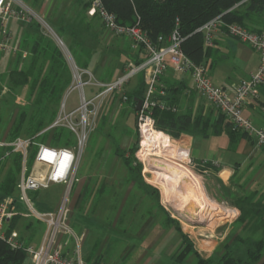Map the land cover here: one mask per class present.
I'll return each mask as SVG.
<instances>
[{
    "label": "crops",
    "instance_id": "1",
    "mask_svg": "<svg viewBox=\"0 0 264 264\" xmlns=\"http://www.w3.org/2000/svg\"><path fill=\"white\" fill-rule=\"evenodd\" d=\"M38 1L40 2V0H26L33 7L38 5ZM68 1L71 2L69 14L73 15V20L70 23L66 22L64 18L60 20V28L63 27L64 33H68L67 38L71 37L73 34L71 31H74H70L71 23L73 24L75 20H78L81 28L75 33L77 38L94 37L95 35L91 32V29L94 22H99L102 25L100 28L101 31L103 30L104 39V34L107 31L103 22L99 17L88 14V5L85 2L80 5L75 0ZM44 6L43 3L42 6H38L34 10H41L43 14ZM34 10L32 9L35 15L40 17L37 11ZM40 18L45 22L43 17ZM253 18L254 20L246 21L247 26L254 30L264 31V14L262 16H253ZM47 26L56 36L57 40L60 39L48 24ZM29 31H31L30 25L28 27ZM26 34L23 36L14 35L16 51L4 52L1 55H10L12 53L14 56H10L16 59L17 55L22 53L26 57L29 53L28 49H23L22 47ZM121 38L130 42L128 37ZM80 41L77 43L79 48L72 46L75 48L74 50H77L76 54L75 52L71 53L76 59L78 54H80V48L83 46L85 50L90 51L91 58L88 68L80 67L79 65L77 67L93 73L96 77L102 69L99 67V58H95L98 50H94V45H88L84 40ZM61 42L63 41L61 40ZM126 52L130 53L129 59L133 60V62L141 61L146 57V53L142 49L136 52L135 57L132 56L134 51L129 52L126 50ZM204 61L206 62L212 82L233 93L239 82L249 78L257 69L260 58L257 51L251 45L227 34L218 33L215 35L213 45L209 48L208 55ZM92 66H94L93 69H91ZM8 69L9 67L6 70L3 68L2 71H8ZM121 73L122 71L117 73L115 71L109 72V69H104V71L102 69L101 78L108 80L109 77L116 78ZM141 80H144L145 93L146 83L143 74L137 75L127 84L129 86L131 83L132 88L130 90L127 89L126 92H132L137 89ZM71 84L68 88H70ZM87 90L89 94L94 91L91 88ZM167 90H171L169 92L172 95L171 99H167L165 93ZM97 91L95 89V92ZM156 95L161 103L175 108L172 111L180 115H189L191 120L190 129L182 132L180 137L174 140L178 143H184L185 148L182 149L192 153V158L196 165L204 167L205 164H210L204 172L211 170V166H213V169L216 170L214 174L221 178L225 185H230L233 190H238L241 195L257 192V197L264 201V150L257 145L254 139L242 135V132H239V137L236 138L234 147L231 146L224 123L217 122L221 113L211 102L194 90L192 78L188 74L176 72L170 66L168 71L158 79ZM263 108L264 84L258 88L257 98H251L244 105V115L257 127L264 128ZM215 124H217V133L214 128ZM4 131L0 134V138L2 139H6ZM98 182L102 184L97 186ZM137 183L130 172L127 175L115 176L113 174L109 177H103L101 181H99V178L90 175L80 178L72 191L69 222L77 237H81V239L79 238L78 240L75 237L68 238L66 235H62V241L68 240L67 245L64 247V253L70 257H74L78 250L80 256L87 264H198L199 258L211 260L212 264H221V258L229 250H224L221 256L218 257V260H215V245L210 244L211 246H209V244H206L204 248H201L196 242H191L193 244L192 251H187V254L181 258L179 255L186 245L185 242H182L181 236L174 239V241L177 240L175 242H160V239L164 235L163 232L167 230L165 225L169 223L166 217L161 234L158 233V236L153 237V241L151 242H130L126 238H120L118 236V229L122 230L123 237L124 234H126V237L131 231L132 218H128L134 214L127 217L124 222H119V220L123 216L125 218V215L133 211L129 207L125 210V206L127 205L126 200L129 197V193L133 191ZM124 184L126 185L124 186ZM122 186H124L125 192H123ZM140 188L142 187L140 186ZM143 194L148 195L149 193L143 190ZM38 198L39 193H37L36 202ZM158 204L159 207L162 206L160 202ZM39 205L40 207L38 204L37 207L43 211L54 210L58 207V205L54 206L41 200ZM262 208H264V205ZM152 222L153 220H150L138 227V237L145 235V232L150 229L149 226ZM42 225V222L26 218L21 212L14 218V229L19 233L20 239L25 245H32L34 247L40 245L45 231V227L43 228ZM172 227L174 226L170 223L169 232L171 231V233ZM258 232L261 233V230H258ZM261 262H264V256H262ZM24 264H32L29 257Z\"/></svg>",
    "mask_w": 264,
    "mask_h": 264
},
{
    "label": "rangeland",
    "instance_id": "2",
    "mask_svg": "<svg viewBox=\"0 0 264 264\" xmlns=\"http://www.w3.org/2000/svg\"><path fill=\"white\" fill-rule=\"evenodd\" d=\"M24 1L33 10L44 3L43 14L41 10L37 9L34 11H37L38 15L43 17V20L47 22L60 39L57 40L47 24L41 20L42 18L35 15L33 22H37L41 29L48 33L62 50L71 70V82L74 81V71L78 65L72 54L74 52L73 47L79 48L77 43L80 40H84L88 45H94V50H98L95 58H99V67L103 71L104 69H109V72H123L133 62V60L129 59L130 53H127L126 50L129 52L134 51V54L132 53L133 57L136 56L137 51H141L140 48H133L131 40L130 42L126 41L124 38L111 35L106 31L103 39V30L101 31L100 28L102 25L99 22H94L91 29V32L95 36H87L85 39H82L81 37L77 38L76 34H74L81 28L78 20H75L73 24L71 23L70 27V31L74 30L73 32L71 31L73 33L72 38H67L68 33L60 30V20L64 18L69 23L73 20V15L69 14L71 2L68 0H40L36 7L31 6L26 0ZM75 2L80 5L84 3V1L78 0H75ZM9 26L16 36H23L28 33L29 23L13 19ZM10 55L14 56L12 53ZM10 55H0V83H3L8 88L5 99L3 98L4 104L2 102V105L0 104L2 118L5 117L10 120L8 122L4 120V125L7 127L4 131L6 134L9 132L11 123L15 117L20 115L22 111L32 112L34 110L32 99L27 93V87L14 88L12 86L13 76L8 74L14 68L15 59ZM28 56H22V61L19 65L20 69L26 64ZM8 67V71H4ZM3 68L4 70L2 71ZM102 69L96 75V79L99 81L102 80ZM114 80L115 78L106 82ZM131 88L130 83L129 86L126 85L123 88V91L126 92L127 89L130 90ZM104 89L103 87L99 88L97 92ZM68 90L69 88L58 104L50 105L48 110L49 116L57 118L64 99H66L69 109L80 104V90L74 89L69 94ZM123 91L109 92L102 98L97 117L95 118L94 130L89 134L82 152L77 172L78 181L80 178L89 175L99 178V181H101L103 177H109L113 174L115 176L129 174L131 170L126 166L124 158L119 156L123 151H127L128 156H134L132 165L137 166L139 164L138 166H141L140 169L133 170V173L141 176L144 183H137L133 191L129 193L125 210L129 207L133 211L125 215V218L123 216L119 222L126 221L127 217L134 214L128 218H132L131 231L126 237V234L123 237L122 230L118 229V236L120 238H126L130 242H151L153 241V237L158 236V233L161 234L165 217L170 216L177 221L181 231L178 232L174 228L176 224L171 223L174 227H172V233L171 231L169 232L170 223H166L165 226L168 231L165 230L166 232H163L164 235L160 239V242H175L177 240L174 241V239L181 236L182 242H196L201 248H204L206 244H209V246H211L210 244L215 245V260H218V257L221 256L224 250H229L230 255L233 257L243 256L249 243L263 238L262 233L252 230L251 224H242L239 221L241 211L234 204L244 195L239 194L236 189L233 190L230 185H225L222 179L214 174L216 170L213 169V166H211V170L204 172L203 167L195 164L190 151L185 150L184 155H182L183 152L181 150L176 151L174 147H180L179 149L185 148L184 143H178L170 136V143L174 145L173 148L169 147L170 144L158 146L151 152H147L146 148H141L142 135L138 126V117L132 105L128 101L123 100ZM1 130L0 134L3 132ZM20 135L23 137L29 136L24 128ZM60 136L63 143L69 138L66 134H61ZM70 137L74 140L71 147H74L77 145V138L73 133ZM47 142H52V134L49 135ZM160 142L162 141L160 140ZM164 147H168V151ZM117 148L120 152H117L118 154L116 153ZM132 150L135 151L132 153ZM176 154L177 156H175ZM14 166V162L12 160L9 161L4 173H8ZM180 173L181 176H179ZM184 175H187V177L184 178ZM101 184L98 182L96 185L100 186ZM199 185L202 188V192ZM124 186H122L123 192H125ZM143 190L149 194H143ZM193 190L195 191L193 192L195 196L192 197L190 191ZM65 192V184H52L49 189L37 192L39 193L37 204L40 207L39 203L41 200L56 206ZM18 194L19 191L16 189L15 195ZM159 202L163 207H159ZM224 209L229 211L226 213ZM232 210L235 211L232 212ZM150 220H153L149 226L150 229L145 232V235L138 237V227ZM42 224L44 228L45 225L44 223ZM183 237L185 240H183ZM262 256H264V251Z\"/></svg>",
    "mask_w": 264,
    "mask_h": 264
},
{
    "label": "built area",
    "instance_id": "3",
    "mask_svg": "<svg viewBox=\"0 0 264 264\" xmlns=\"http://www.w3.org/2000/svg\"><path fill=\"white\" fill-rule=\"evenodd\" d=\"M82 1L88 5L89 15L98 16L102 20L107 33L117 37H128L133 48L143 49L146 57L138 64L130 63L112 82L99 81L93 73L76 66L74 81L68 94L74 89H79L80 104L69 109L64 99L55 121L38 134L64 127L76 136L77 145L74 147H55L47 141H40L38 135L18 137L12 141L0 138L2 152L0 183L4 176L2 164L9 161L13 154L22 156V169L16 185L19 194L5 195L0 199V239L13 249H24L32 264H87L78 250L74 257L64 253L68 240H61L62 235L81 239L77 237L69 222L70 200L74 185L78 182L80 159L86 140L94 130L95 118L103 96L109 92L123 91L129 81L139 74L144 75L146 83L142 106L137 111L141 135L145 128L156 129L153 116L155 107L175 110L161 103L156 95L159 77L172 66L176 72L188 74L192 78L194 90L224 114L235 128L247 133L264 150V128L257 127L243 111L244 105L251 98H257V90L264 84V31L250 29L235 22L228 23L221 16L211 19L198 29L204 34L205 51L213 45L216 34L224 33L251 45L259 54L260 62L257 69L249 78L241 80L233 93H230L224 87L212 82L205 61L196 63L185 53L183 49L185 38L177 28L167 38L159 36L153 40L140 27L139 22L134 25L119 23L117 16L105 7L103 0ZM34 16L35 13L24 0H0V55L4 52L16 51L15 36L9 27L10 22L17 19L30 24ZM102 87L105 88L103 91L95 92V89ZM89 88L94 89L91 94L86 91ZM7 91L8 88L0 83V104ZM122 97L124 101L128 100L124 91ZM34 147L36 154L30 166L28 160ZM52 184H65L66 192L56 209L40 210L33 194L49 189ZM19 212L26 218L44 223L45 232L38 247L25 245L19 233L11 227Z\"/></svg>",
    "mask_w": 264,
    "mask_h": 264
},
{
    "label": "trees",
    "instance_id": "4",
    "mask_svg": "<svg viewBox=\"0 0 264 264\" xmlns=\"http://www.w3.org/2000/svg\"><path fill=\"white\" fill-rule=\"evenodd\" d=\"M103 3L110 12L117 16L119 23L134 25L139 22L140 27L153 40H156L159 36L167 38L177 28L185 38L183 42L185 53L196 63H201L205 60L210 48L206 51L204 50V34L198 30L205 23L217 16H221L228 23L235 22L248 27L246 21L254 20L253 16H262L264 14V0H103ZM29 25L31 31L24 36L22 44L23 49L27 48L29 51L27 62L20 69L19 65L23 54H18L15 59L14 68L8 75L11 74L13 76L12 86L14 88L27 87V93L32 99L34 110L32 112L22 111L20 115L14 118L10 130L6 134V139L9 141L23 137L20 135L23 128L29 134L27 137H33L52 124L56 117L53 118L48 115L50 105L58 104L71 84V70L62 50L51 36L41 29L37 22L32 21ZM60 30L64 32L63 27ZM76 51L74 50L75 54ZM90 58V51L85 50L82 46L80 54L76 57V62L80 67L88 68L90 66ZM141 61H136L135 63L138 64ZM110 80H113V78L109 77L108 80L102 79L103 82ZM170 91L167 90L165 92L167 99H171L172 95L169 93ZM143 93L144 80H141L137 89L132 92H126L127 101L132 104L136 114L137 102L135 99L143 98ZM2 104H4V100H2ZM153 116L156 129L163 131L173 139H178L182 132L190 129L191 120L189 115H180L172 111V109L165 110L157 106L153 109ZM4 120L10 121L5 117L2 118L0 114V129L3 131L7 128L4 125ZM217 122L224 123L230 144L233 147L236 143V138L239 137V132L249 137L247 133L235 128L234 124L224 114L219 115ZM216 125H214V128L217 133ZM50 134H52L51 145L55 147H68L74 143L73 138L70 137L72 133L64 127H58L53 131H46L38 135L37 138L45 142ZM61 134L69 136L64 143L61 141ZM134 151L132 150V153ZM117 152L120 153L118 148L116 149ZM35 154L36 148L30 154L28 160L30 166L34 161ZM119 156L124 158L126 166L131 170V176L139 184H143L141 176L133 173V170L141 168V166H138L139 164H137L138 167L132 165L134 156H128L127 151H123ZM11 160L15 166L8 173H4L0 183V199L5 195L15 194L19 174L22 169V156L20 154H13L9 161ZM9 161H5L2 164L4 170ZM208 166L210 164H205L203 171ZM33 197L36 200L37 193H34ZM263 203V199L257 197V192H252L242 196L234 204L241 211L239 221L243 224H251L254 232L261 230L263 238L249 243L243 256L233 257L229 252H226L220 260L221 264H264V262H261L264 251ZM167 221L176 224V229L179 232L181 231L176 220L168 216ZM11 227L14 228V220ZM183 240H185L184 237ZM185 244L184 250L179 255L181 258L187 254V251H192L193 248L191 242H185ZM27 258L28 254L24 249H13L7 242L0 239V264H24ZM198 264L212 263L211 260L199 258Z\"/></svg>",
    "mask_w": 264,
    "mask_h": 264
},
{
    "label": "bare ground",
    "instance_id": "5",
    "mask_svg": "<svg viewBox=\"0 0 264 264\" xmlns=\"http://www.w3.org/2000/svg\"><path fill=\"white\" fill-rule=\"evenodd\" d=\"M169 141H168V140ZM160 140L162 141V142H160ZM171 141H170V137L166 134V133H164L163 131H160V130H157V129H154V128H151V129H144L143 131H142V140H141V146L143 147V148H146V150H147V152H151L152 150L154 151V148H157L158 146H165V145H167V144H170V146L169 147H171V148H173L174 147V145H171V143H170ZM166 150H167V148L168 147H164ZM174 149H176V151H182L183 152V154L182 155H184L185 153H184V151H185V149H179V147H174ZM168 151V150H167ZM172 153V152H171ZM179 153V152H178ZM177 153V154H178ZM162 154V153H161ZM166 154V153H165ZM177 154L175 155V156H177ZM157 161V160H156ZM179 167V166H178ZM178 170V169H177ZM163 171V170H162ZM175 172V171H174ZM178 173H179V171H177ZM164 173H166L165 171H164ZM167 174V173H166ZM177 176V175H176ZM179 176H181V173L179 174ZM187 177V175H184V178H186ZM200 186V185H199ZM197 188V187H196ZM200 188H201V186H200ZM201 190V192H202V188L200 189ZM183 192V191H182ZM193 192H195L194 190L193 191H190V193H192V197L193 196H195V195H193ZM204 199V198H203ZM216 208H218V207H216ZM225 210V212L227 213V211L228 210H226V209H224Z\"/></svg>",
    "mask_w": 264,
    "mask_h": 264
},
{
    "label": "water",
    "instance_id": "6",
    "mask_svg": "<svg viewBox=\"0 0 264 264\" xmlns=\"http://www.w3.org/2000/svg\"><path fill=\"white\" fill-rule=\"evenodd\" d=\"M135 101L137 102L136 111H139L141 109L143 100L142 98H140V99H135Z\"/></svg>",
    "mask_w": 264,
    "mask_h": 264
}]
</instances>
